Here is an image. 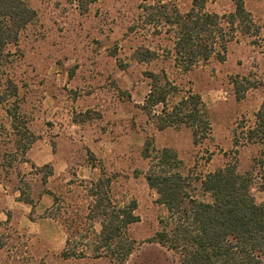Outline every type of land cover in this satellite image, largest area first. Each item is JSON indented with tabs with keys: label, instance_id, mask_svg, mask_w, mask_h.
<instances>
[{
	"label": "rangeland",
	"instance_id": "rangeland-1",
	"mask_svg": "<svg viewBox=\"0 0 264 264\" xmlns=\"http://www.w3.org/2000/svg\"><path fill=\"white\" fill-rule=\"evenodd\" d=\"M26 1L38 12L36 20L21 32L17 44L0 51V188L7 190L0 195V220L9 240L0 264H117L93 251L101 224L90 215L91 190L99 178L113 204H138L140 220L128 228L136 250L125 264H181L174 250L150 241L166 210L147 183L150 161L143 148L150 138L157 149L176 150L183 161L180 170L193 178L228 163H236L242 173L260 175L254 158H264L263 145L249 143L236 152L234 130L240 133L254 124L264 96V0H245L259 34L236 32L225 61L212 57L187 73L175 66L171 34L146 25L142 5L166 2L187 11L194 0ZM205 10L228 14L235 4L207 0ZM140 47L156 50L158 57L136 62L133 54ZM162 70L182 94L192 90L202 96L213 129L201 143H194L187 126L159 130L143 109L151 82L146 72ZM236 80L257 86L238 99ZM62 126L70 131L58 140ZM49 146L54 152L59 147L76 151L70 171L34 163L33 150L37 156ZM81 165L96 170L88 175ZM75 169L81 170L79 176ZM253 192L264 202L258 183ZM43 195L53 204L42 207L40 214L34 207ZM16 199L21 204L15 205ZM30 205L32 220L50 216L54 221L27 230L20 216ZM39 228L50 230V238ZM66 249L81 255L67 258Z\"/></svg>",
	"mask_w": 264,
	"mask_h": 264
},
{
	"label": "trees",
	"instance_id": "trees-1",
	"mask_svg": "<svg viewBox=\"0 0 264 264\" xmlns=\"http://www.w3.org/2000/svg\"><path fill=\"white\" fill-rule=\"evenodd\" d=\"M206 1L194 0L187 11L166 2L142 5L145 24L163 27L171 34V54L182 73L208 63L212 57L225 61L228 43L236 32L260 33L245 0H232L235 10L228 14L206 11ZM37 16L38 12L26 0H0V51L17 44L21 32ZM157 57L156 50L146 47L137 48L133 54L136 62H152ZM146 76L151 82L143 109L157 121V128L190 127L195 144L208 138L213 127L202 96L192 90L182 94L165 70L161 73L147 71ZM234 84L238 99H243L248 89L257 86L247 80H236ZM243 129L240 133L234 130L236 152L238 147L249 143L264 147V96L254 124ZM143 156L150 161L145 175L147 183L156 190L157 201L166 210L159 218L160 229L150 241L174 250L181 264H264V202H258L253 192L256 183L264 191V158H254V170L260 168L259 176H255L254 171L242 173L236 163H228L193 178L180 170L183 161L176 150L157 149L150 138L145 142ZM195 181L200 182V187ZM104 185L101 178L92 183L94 203L90 215L101 224L100 231L94 234L93 251L98 256L110 257L117 264H125L136 250V241L129 235L128 228L140 220L136 213L138 204L136 200L124 206L113 204ZM25 202L33 204L31 200ZM3 226L0 220V249L9 243ZM67 244L70 245V240ZM79 255L81 252L76 250L63 252L67 258Z\"/></svg>",
	"mask_w": 264,
	"mask_h": 264
},
{
	"label": "crops",
	"instance_id": "crops-1",
	"mask_svg": "<svg viewBox=\"0 0 264 264\" xmlns=\"http://www.w3.org/2000/svg\"><path fill=\"white\" fill-rule=\"evenodd\" d=\"M35 9V8H34ZM36 10V9H35ZM61 130H59L60 134L59 136H57V139L60 140L62 138L65 137L66 134H63V133H69L70 129L69 130H65V127L62 126L60 127ZM34 150L33 152L31 153V157L34 159V163L36 165H42V164H45V163H48V164H51L53 165L54 167V171H57V168L60 170V171H63V172H68L70 171L69 167H71L72 163H73V156L76 154V151L74 149H71L70 147L68 148H64V147H59V149L57 148L55 150V152L53 151V148L51 146L49 147H45L44 150L42 152L39 151V153H37L38 155L36 156L34 154ZM66 156V157H64ZM88 175H93V171L96 170V168L90 166L89 168H86V166L84 165H81L80 166ZM85 168V169H84ZM74 170V169H73ZM75 171H78L77 169H75ZM79 171H81L79 169ZM78 171V176L80 175ZM0 191H1V188H0ZM2 191H5L7 193V190L6 188H4ZM0 192V195L3 193V192ZM16 196H18L17 194H15ZM47 195H43L41 197V199L39 200V202L35 205V209L37 211V213H40L41 214V209L42 207H44L43 209H47L49 206H51L53 203L51 202L50 198L46 197ZM9 198L10 195H6L4 196L3 195V202L5 201V199ZM92 197V196H91ZM47 200V201H46ZM18 204H21V200L19 199H16L15 201V205H18ZM20 206V205H19ZM32 205H30L29 207H25V214L20 216V219L23 220V222L26 223L27 225V230H32L34 227V229H37L39 227V223H42L43 226H46V223L48 224L49 223V220L50 221H54L50 216L49 217H46V218H43V219H37V220H32L31 217H29L31 211H32ZM41 207V208H40ZM1 217V216H0ZM4 219V218H3ZM52 224V222H51ZM30 227V228H29ZM57 227V226H56ZM40 229V228H39ZM41 233L49 236L50 238V235H49V232L50 230H47V229H40ZM61 230V228L59 229ZM35 233H37L35 231ZM4 250L3 249H0V253Z\"/></svg>",
	"mask_w": 264,
	"mask_h": 264
}]
</instances>
